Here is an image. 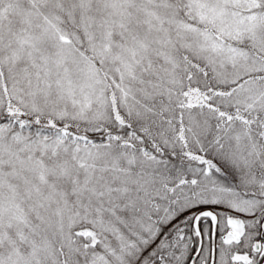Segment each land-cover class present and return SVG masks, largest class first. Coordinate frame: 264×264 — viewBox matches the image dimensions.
<instances>
[{
  "label": "snow or ice",
  "instance_id": "snow-or-ice-1",
  "mask_svg": "<svg viewBox=\"0 0 264 264\" xmlns=\"http://www.w3.org/2000/svg\"><path fill=\"white\" fill-rule=\"evenodd\" d=\"M0 264H264V0H0Z\"/></svg>",
  "mask_w": 264,
  "mask_h": 264
}]
</instances>
